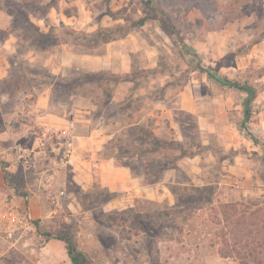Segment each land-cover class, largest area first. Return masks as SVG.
<instances>
[{
    "label": "rangeland",
    "instance_id": "1",
    "mask_svg": "<svg viewBox=\"0 0 264 264\" xmlns=\"http://www.w3.org/2000/svg\"><path fill=\"white\" fill-rule=\"evenodd\" d=\"M151 1L169 23L145 0H0L17 19L0 29V264H73L36 220L93 264H264V0ZM223 77L253 88L249 120ZM50 114L107 135L100 155L138 185L69 182L88 150Z\"/></svg>",
    "mask_w": 264,
    "mask_h": 264
},
{
    "label": "crops",
    "instance_id": "2",
    "mask_svg": "<svg viewBox=\"0 0 264 264\" xmlns=\"http://www.w3.org/2000/svg\"><path fill=\"white\" fill-rule=\"evenodd\" d=\"M12 17H11V16ZM55 20V19H54ZM54 25L57 23L55 21H52ZM17 24V19L15 14L11 12H6L1 9L0 7V29L8 30L9 27L15 26ZM8 38H5V40ZM259 46H264V41L259 42L255 44L254 48L258 49ZM2 77V76H1ZM199 86L200 83L198 82ZM199 96L198 93H195L194 95ZM194 97V102L191 104V111H196V98ZM264 115V112L262 113ZM43 120H41L42 124H48L56 127L57 133L61 130L63 131V134H68L71 132L69 129H65L66 123L68 121L67 118L64 117V115H58V114H50V116H44L41 117ZM45 120V121H44ZM70 122H73L74 128V138L72 145H83L88 151H84V156H81V154L73 153L71 159L68 161L62 162L61 166L67 168L68 163L70 162V169L72 171V179L71 183H75L78 186L80 185L82 189L88 190L92 186H94L96 183L102 182L105 186H107L111 191L119 190L120 186V180L119 175L120 173H123V176L125 177L126 182L129 179L130 185L136 186L139 183L138 178H126L127 175V169L126 167L121 168L119 165L115 163V159L113 157L111 158H105L100 155V150H102V146L104 144V140L107 137L104 133H97L96 130L93 127H89L88 121H75L69 120ZM82 122V123H81ZM260 128H264L263 123L258 124ZM84 127V129H82ZM5 133H9L8 130L4 131ZM39 140V139H38ZM108 139H106L107 141ZM63 142V141H62ZM59 142L60 146L64 143ZM68 144H71L68 140ZM59 146V148H60ZM57 148V146H56ZM253 149H257V147H253ZM68 155V153H67ZM61 163V162H60ZM11 164V163H10ZM15 165L12 163V166ZM59 167V165L56 163V169ZM63 173V172H62ZM55 174L58 173L54 172L53 174H48L47 177L53 178L55 177ZM102 179V180H101ZM47 180H49L47 178Z\"/></svg>",
    "mask_w": 264,
    "mask_h": 264
},
{
    "label": "trees",
    "instance_id": "3",
    "mask_svg": "<svg viewBox=\"0 0 264 264\" xmlns=\"http://www.w3.org/2000/svg\"><path fill=\"white\" fill-rule=\"evenodd\" d=\"M147 6L157 12V15H163V19L166 23H169V19L166 17V15L161 13L156 9V7L153 5L151 0H145ZM146 18H142L139 20L138 24L145 23ZM106 36V34H104ZM110 39L109 36L106 37V41ZM264 39V32L260 33V35L255 38L252 41V45L257 44L261 42ZM223 84L227 86H232L238 89L245 90L247 92V98L245 101V121L249 120L251 117L252 110L250 109L251 100L256 96L253 88L251 86H248L246 84L242 85L238 81L231 80L227 77H223L220 80ZM37 231L43 236L44 241H49L51 239H58L65 243V247L68 253V256L71 259V262L73 264H93L90 259L87 257V255L78 248L74 233L69 228H62L60 230H54V229H46L45 227H41V223L39 220L35 221Z\"/></svg>",
    "mask_w": 264,
    "mask_h": 264
},
{
    "label": "built area",
    "instance_id": "4",
    "mask_svg": "<svg viewBox=\"0 0 264 264\" xmlns=\"http://www.w3.org/2000/svg\"><path fill=\"white\" fill-rule=\"evenodd\" d=\"M72 128H74L73 122H71L69 130ZM4 156L9 160L12 159L13 161H16V163H22L26 168L32 164L31 152L28 148L22 146L21 144H14L4 152Z\"/></svg>",
    "mask_w": 264,
    "mask_h": 264
}]
</instances>
